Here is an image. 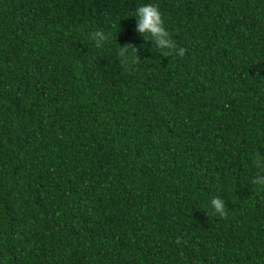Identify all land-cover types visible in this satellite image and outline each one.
<instances>
[{"label":"trees","instance_id":"trees-1","mask_svg":"<svg viewBox=\"0 0 264 264\" xmlns=\"http://www.w3.org/2000/svg\"><path fill=\"white\" fill-rule=\"evenodd\" d=\"M257 153L264 0H0V264H264Z\"/></svg>","mask_w":264,"mask_h":264},{"label":"clouds","instance_id":"clouds-1","mask_svg":"<svg viewBox=\"0 0 264 264\" xmlns=\"http://www.w3.org/2000/svg\"><path fill=\"white\" fill-rule=\"evenodd\" d=\"M138 21L137 31L144 37L146 34L150 35L154 40L156 46L160 49L167 50H177L176 42L172 39L169 31L166 30L164 26V20L162 18L161 11L157 5L146 4L138 7L132 14ZM93 39H95L97 46L101 45L102 41H106L108 37L102 31H97L92 34ZM139 49L133 46L131 43L126 44L124 47L119 48L120 57L124 58L123 62H129L136 64L139 62L140 58L137 55ZM178 55L184 56L186 49L179 48ZM125 53H128L125 56ZM135 54L134 56L132 54ZM169 53H166V55ZM154 140L156 137L153 138ZM264 160L259 153L254 157V164L257 168H260V161ZM264 171V169H262ZM255 185H260L264 187V177L253 179L252 181ZM210 204L214 210V214L219 215L221 218H227V211L225 208L224 201L220 197H214L211 199ZM177 244L181 243L180 238L176 240Z\"/></svg>","mask_w":264,"mask_h":264}]
</instances>
